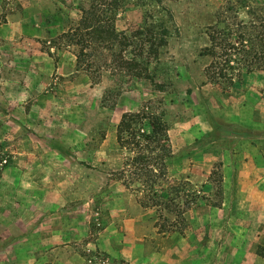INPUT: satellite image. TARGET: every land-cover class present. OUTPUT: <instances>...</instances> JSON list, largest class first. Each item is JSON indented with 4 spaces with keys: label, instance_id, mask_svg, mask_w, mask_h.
Here are the masks:
<instances>
[{
    "label": "rangeland",
    "instance_id": "1",
    "mask_svg": "<svg viewBox=\"0 0 264 264\" xmlns=\"http://www.w3.org/2000/svg\"><path fill=\"white\" fill-rule=\"evenodd\" d=\"M90 2L0 0V264H264V70L241 38L264 33V0H126L118 29H170L157 86L78 70L63 33ZM143 106L167 127L173 212L112 175L122 114Z\"/></svg>",
    "mask_w": 264,
    "mask_h": 264
},
{
    "label": "trees",
    "instance_id": "2",
    "mask_svg": "<svg viewBox=\"0 0 264 264\" xmlns=\"http://www.w3.org/2000/svg\"><path fill=\"white\" fill-rule=\"evenodd\" d=\"M125 1L91 0L87 7L81 8L79 22L63 33V39L69 45L78 46V70L86 71L93 83L100 81L103 72L110 71L122 81L130 79L136 84L150 80L157 86L156 74H153L151 67L160 61L162 50L169 43L170 29L164 21L154 20L152 16L151 19L144 18L142 24L135 28L118 29L115 21L126 9ZM252 27L255 29L256 26ZM251 31L253 33L249 35L245 30L242 40L251 44L258 41L260 48L255 51L252 60L243 66L248 72H254V68L264 70V33L255 35L256 30ZM220 35L221 32L215 33L213 45L206 48L205 54L215 59L221 57L217 51ZM208 72L212 80L225 77L221 61H214L208 67ZM115 90L116 98L123 92L121 82H118ZM154 110V107L143 106L137 112L122 114L118 139L129 155L123 168L112 175L127 188L134 186L141 204L147 206L151 203L152 206L173 212L180 193L167 179V162L173 153L168 144L163 114H157Z\"/></svg>",
    "mask_w": 264,
    "mask_h": 264
},
{
    "label": "crops",
    "instance_id": "3",
    "mask_svg": "<svg viewBox=\"0 0 264 264\" xmlns=\"http://www.w3.org/2000/svg\"><path fill=\"white\" fill-rule=\"evenodd\" d=\"M263 192H264V191H263ZM263 192H262V193H263Z\"/></svg>",
    "mask_w": 264,
    "mask_h": 264
}]
</instances>
